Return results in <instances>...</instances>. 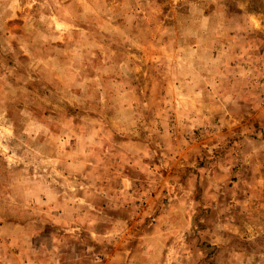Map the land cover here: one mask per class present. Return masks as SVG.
I'll use <instances>...</instances> for the list:
<instances>
[{
	"label": "rangeland",
	"instance_id": "374dc122",
	"mask_svg": "<svg viewBox=\"0 0 264 264\" xmlns=\"http://www.w3.org/2000/svg\"><path fill=\"white\" fill-rule=\"evenodd\" d=\"M0 264H264V0H0Z\"/></svg>",
	"mask_w": 264,
	"mask_h": 264
},
{
	"label": "crops",
	"instance_id": "0c3cea01",
	"mask_svg": "<svg viewBox=\"0 0 264 264\" xmlns=\"http://www.w3.org/2000/svg\"><path fill=\"white\" fill-rule=\"evenodd\" d=\"M38 29H39V28L37 27V28H36V31H37ZM43 34H44V33H43ZM47 41H48V40H47ZM63 41L66 42V41H68V40H63ZM47 56H51V55H47ZM47 56H46V57H47Z\"/></svg>",
	"mask_w": 264,
	"mask_h": 264
}]
</instances>
